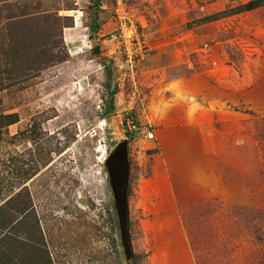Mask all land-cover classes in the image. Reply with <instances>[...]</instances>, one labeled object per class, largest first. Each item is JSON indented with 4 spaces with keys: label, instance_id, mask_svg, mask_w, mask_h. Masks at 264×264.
<instances>
[{
    "label": "rangeland",
    "instance_id": "1",
    "mask_svg": "<svg viewBox=\"0 0 264 264\" xmlns=\"http://www.w3.org/2000/svg\"><path fill=\"white\" fill-rule=\"evenodd\" d=\"M206 1L182 13L159 0H0V50L58 42L68 55L2 81L0 115L18 122L0 129V241L13 237L0 264H264V26ZM190 76L212 97L197 111L164 95L182 84L187 97ZM166 108L178 119L164 155ZM123 140L128 243L107 164Z\"/></svg>",
    "mask_w": 264,
    "mask_h": 264
},
{
    "label": "crops",
    "instance_id": "2",
    "mask_svg": "<svg viewBox=\"0 0 264 264\" xmlns=\"http://www.w3.org/2000/svg\"><path fill=\"white\" fill-rule=\"evenodd\" d=\"M159 1H161L160 5L164 6L165 8L166 7L169 8V6L171 4L176 3V2H178V3L184 2L185 5L182 4L180 6V8L183 9L181 11L182 13H187V11H189V8L191 7V3H190L191 0H159ZM252 1H257L258 6L255 9L241 13L242 12L241 7L243 5L249 3V2H252ZM220 6H223V9L220 10V12H214V14H218V13H221L223 11H224L223 14L225 13L226 15H230L229 13L238 14V15L247 14V15H251L252 17H254L256 19L257 24H261L264 26V0H211V2L206 1L205 5H203L202 7H203V9H205V11H207L211 7L218 8ZM176 8H178L177 5H176ZM170 10H173V8ZM227 11H229V13ZM71 16H73V15L71 14ZM73 17H75V16H73ZM212 17H211L212 19H215L217 16H212ZM77 23H79V22H77ZM161 25H163L162 22H161ZM176 25H181V24L179 23ZM169 27H173V26H169ZM175 46H179V45L176 44ZM160 55L151 56V57L147 58L146 61H143L141 63L142 72L145 71V72L150 73V72H154L155 70L160 68L159 67L160 66V57H161ZM177 62L174 61L175 64ZM188 78H190V79L187 81L195 84V87H193V88L196 90H194V91L192 90L191 92H189L190 94L187 97L184 96V88H182V84L179 86V88H175L174 90L171 89V90L165 91L164 95L167 96V100H178V103H176V104H179L180 106H183V107L187 103V104H189V107L193 108L194 111H197L198 109H195V108H197V107L201 108L203 106L205 107L206 104H209L211 102L212 97H210L211 95L206 94L205 90H206L207 86L206 85L201 86L202 81H200V80L198 81L197 76H193V77L190 76ZM195 81L200 83V86L198 84H196ZM195 94H197L198 95L197 98H200L202 101L199 100V102H197V101H195V99H194V102L189 101L190 98L195 97ZM186 98H187V100H186ZM173 108H174V106H173ZM171 112H172V110H171ZM210 115H211V113L208 111V116H210ZM175 119L177 120L178 116H175L173 114V112H172V114H170L169 111L167 110V108H166V110L162 111V114H161L160 119H159V122L163 128L159 129V131L155 133L156 134L155 138L158 141V144L162 147L164 155L166 153L169 154V150H171V145L174 144V141H175L174 140L175 135H174V132L172 129V123L175 122L174 121ZM150 120L152 121L155 119L151 118ZM180 120H182L181 117H179V121ZM150 136L152 138V137H154V134L150 133ZM166 158H167V156H166ZM195 180H194V183H192L193 184L192 188L195 190L198 189V192H200L201 186L198 182H195ZM197 185H198V188H197ZM173 190H174V187H173ZM189 190H191V189H189ZM217 235H219V233ZM235 264H255V263L252 260L249 262L247 259H246V262H244V259L240 258V260L236 261ZM256 264H258V262Z\"/></svg>",
    "mask_w": 264,
    "mask_h": 264
},
{
    "label": "trees",
    "instance_id": "3",
    "mask_svg": "<svg viewBox=\"0 0 264 264\" xmlns=\"http://www.w3.org/2000/svg\"><path fill=\"white\" fill-rule=\"evenodd\" d=\"M257 6V1H252L243 5L241 9L242 11L252 10L255 9ZM66 17H69L73 20V16H64L63 18ZM17 24L19 25V21ZM62 26L66 27L67 25ZM17 31V35L19 34V37L17 36L18 40H21L23 42V34L21 32V27H18ZM50 43L51 42L43 46H39V48L33 50L29 55L27 52V47L22 48V45L17 43L15 44L16 51L14 52H9L8 49L0 50V65L3 62V58H5V61H12L10 62V68H7L6 66L5 69L0 68V75L5 74L7 76L6 78H0V90L4 88L5 84L8 85L9 83L16 81V83H18L21 80H25L27 78L37 77L43 70L47 69L48 67L54 66L57 63L64 62L68 59V55H64V52H61L62 50H59L60 46L58 42L53 46H49ZM61 45L64 48L63 43H61ZM3 79H6V81L8 82L2 84ZM109 107L113 108L112 101H110ZM16 122H18V115L15 113L0 115V129L8 125H12ZM10 238L8 241H0V244L4 242L10 243L13 237Z\"/></svg>",
    "mask_w": 264,
    "mask_h": 264
},
{
    "label": "water",
    "instance_id": "4",
    "mask_svg": "<svg viewBox=\"0 0 264 264\" xmlns=\"http://www.w3.org/2000/svg\"><path fill=\"white\" fill-rule=\"evenodd\" d=\"M128 140L120 142L107 164L110 168L112 186L116 197V208L123 232V238L128 243V188L130 179V161ZM128 245V244H127Z\"/></svg>",
    "mask_w": 264,
    "mask_h": 264
},
{
    "label": "built area",
    "instance_id": "5",
    "mask_svg": "<svg viewBox=\"0 0 264 264\" xmlns=\"http://www.w3.org/2000/svg\"><path fill=\"white\" fill-rule=\"evenodd\" d=\"M130 30V28H126L125 29V31H129ZM123 32H124V30H123ZM124 34V33H123ZM130 36L131 37H133L132 39H133V42L135 41V44L136 45H139L140 44V37H139V35L136 33V36H133V33H131L130 34ZM124 37V36H123ZM124 39L125 40H127V38H126V36L124 37ZM128 41V40H127Z\"/></svg>",
    "mask_w": 264,
    "mask_h": 264
}]
</instances>
